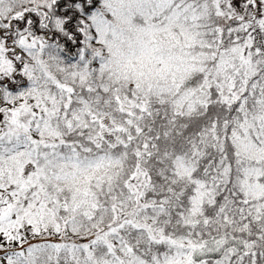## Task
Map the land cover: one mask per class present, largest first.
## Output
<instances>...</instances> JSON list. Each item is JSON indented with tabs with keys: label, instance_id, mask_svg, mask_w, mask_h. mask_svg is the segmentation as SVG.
<instances>
[{
	"label": "snow or ice",
	"instance_id": "1",
	"mask_svg": "<svg viewBox=\"0 0 264 264\" xmlns=\"http://www.w3.org/2000/svg\"><path fill=\"white\" fill-rule=\"evenodd\" d=\"M0 264H264V0H0Z\"/></svg>",
	"mask_w": 264,
	"mask_h": 264
}]
</instances>
